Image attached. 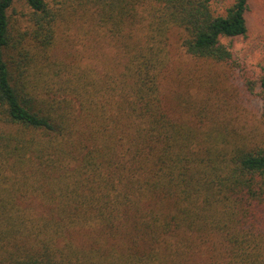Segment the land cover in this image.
Returning <instances> with one entry per match:
<instances>
[{
    "label": "trees",
    "instance_id": "trees-1",
    "mask_svg": "<svg viewBox=\"0 0 264 264\" xmlns=\"http://www.w3.org/2000/svg\"><path fill=\"white\" fill-rule=\"evenodd\" d=\"M16 1L0 0V197L45 213L9 223L0 264H264V68L234 47L250 0L223 13L212 0H25L17 20ZM91 18L121 66L54 55L63 22ZM179 31L189 57L228 68L254 127L173 108Z\"/></svg>",
    "mask_w": 264,
    "mask_h": 264
},
{
    "label": "rangeland",
    "instance_id": "rangeland-1",
    "mask_svg": "<svg viewBox=\"0 0 264 264\" xmlns=\"http://www.w3.org/2000/svg\"><path fill=\"white\" fill-rule=\"evenodd\" d=\"M232 1L212 0V8L215 13H223ZM65 2L68 6L69 0ZM29 9L25 0H17L11 12L17 20L27 14ZM247 16L250 25L249 36L236 39L234 47L256 69L263 70L264 0H250ZM92 23L94 25L92 18L80 19V23H71L70 26L64 25L63 22V26L59 28V44L57 49H54V55L67 62L79 61L78 59L82 57L83 61L89 60L96 67L121 66L125 58L119 47L111 40L91 33L89 26ZM23 26L24 24H21L20 28ZM180 38V31L173 33L171 68L164 79V85L166 84L164 92L170 98L173 108L180 114L190 116L193 121H198L197 114L200 115V111L204 112L206 109L205 112L209 116H214V111L211 110L217 107L223 110L226 119H233L238 126L248 123V126L254 127L257 124V113L252 103L247 102L234 86L228 68L189 57L180 46ZM209 103L212 105H208ZM9 185L11 183L8 186L6 184V188L12 189ZM5 195H8L7 190L2 192V198L0 197V243L11 244L17 239L7 231V226L12 220L17 219L23 226L33 217L43 216L45 211L36 203L34 197L21 200L19 197L12 204L6 203L7 206H3L2 200L8 202L9 198L4 197Z\"/></svg>",
    "mask_w": 264,
    "mask_h": 264
}]
</instances>
